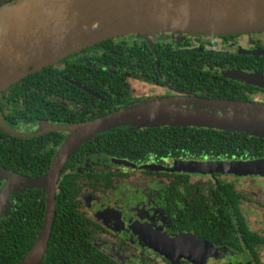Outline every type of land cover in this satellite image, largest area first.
<instances>
[{
    "label": "flooded vegetation",
    "instance_id": "obj_1",
    "mask_svg": "<svg viewBox=\"0 0 264 264\" xmlns=\"http://www.w3.org/2000/svg\"><path fill=\"white\" fill-rule=\"evenodd\" d=\"M156 100L191 113L264 114V31L126 34L22 77L0 91V144L9 161L12 148L19 149L23 172L0 168L42 176L70 133L60 127ZM194 142L200 151L124 144L112 154L88 146L64 166L93 244L118 264H264V231L251 223L253 211L264 217V197L255 190L264 176L182 166L264 156L252 157L247 144L234 140L221 148ZM47 161L41 175L28 167L35 164L39 172ZM7 182L0 178V220L29 191Z\"/></svg>",
    "mask_w": 264,
    "mask_h": 264
},
{
    "label": "water",
    "instance_id": "obj_2",
    "mask_svg": "<svg viewBox=\"0 0 264 264\" xmlns=\"http://www.w3.org/2000/svg\"><path fill=\"white\" fill-rule=\"evenodd\" d=\"M166 31L194 34L264 31V0H9L0 7V91L28 74L106 39ZM160 125L235 129L264 136V114L191 113L158 100L60 127L70 133L44 176L30 178L0 168V178L6 179L8 185L17 183L26 188L43 189L46 199L45 218L38 238L18 264H41L44 260L56 213L60 174L83 143L123 126ZM182 166L189 171L264 176V159L188 162ZM5 192L6 188L1 192L2 197Z\"/></svg>",
    "mask_w": 264,
    "mask_h": 264
},
{
    "label": "trees",
    "instance_id": "obj_3",
    "mask_svg": "<svg viewBox=\"0 0 264 264\" xmlns=\"http://www.w3.org/2000/svg\"><path fill=\"white\" fill-rule=\"evenodd\" d=\"M160 126L167 127L154 126L145 131H139L137 130L139 127L123 126L114 131L103 132L83 143L66 163L68 165L76 159L79 153L88 146H98L103 151L116 154L117 148L124 144L135 145L137 148L176 149L197 147L198 145L194 142L196 140L201 141L200 148L225 147L223 144L227 140L243 142L247 144L252 157L264 156V136L260 134L197 129L187 126ZM12 149L14 162L8 160L5 147L0 144V166L5 165L7 169L13 168L23 172L22 165L18 163L20 151L17 147ZM194 150L199 149L194 148ZM48 164V161L46 165L42 164L43 169L39 172L35 164L28 167L32 174L41 175L46 172ZM71 177L62 169L57 185L54 223L41 264H118L93 244L87 218L76 208L78 205L75 200L76 186L74 178ZM28 190L26 197L18 201L10 217L0 220V264H18L30 251L43 226L46 213L44 190L38 188H28Z\"/></svg>",
    "mask_w": 264,
    "mask_h": 264
},
{
    "label": "rangeland",
    "instance_id": "obj_4",
    "mask_svg": "<svg viewBox=\"0 0 264 264\" xmlns=\"http://www.w3.org/2000/svg\"><path fill=\"white\" fill-rule=\"evenodd\" d=\"M2 1H4V0H0V2H2ZM2 5H3V4H2ZM2 5H0V7H1ZM154 33H159V32H154ZM154 33L147 34V35H144V36H149V37H151ZM238 179H239V178H238ZM253 181H254V180H253ZM253 181H250V182L247 181L246 184H247V185H251V183H252ZM252 185H253V184H252ZM259 187H261V188H259ZM258 188H259V189H258ZM255 190H257V191L260 193V195L264 197V185L258 183V184H257V187H255ZM242 209H243V212L245 213V215H246V217H247V214H246V212H245L244 206H242ZM251 223H252V225H254V226L256 227L257 230H259V231H264V217H263L258 211H253V212H252ZM252 225H251V226H252ZM252 228H253V227H252ZM262 252H263L262 256L264 257V248H263ZM263 261H264V260H263Z\"/></svg>",
    "mask_w": 264,
    "mask_h": 264
}]
</instances>
